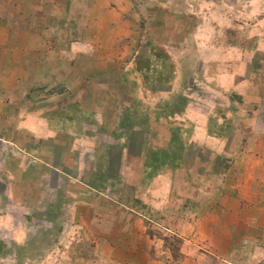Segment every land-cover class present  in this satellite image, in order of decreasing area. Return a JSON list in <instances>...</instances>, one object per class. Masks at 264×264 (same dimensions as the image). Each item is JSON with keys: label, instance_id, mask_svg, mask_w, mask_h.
<instances>
[{"label": "rangeland", "instance_id": "1", "mask_svg": "<svg viewBox=\"0 0 264 264\" xmlns=\"http://www.w3.org/2000/svg\"><path fill=\"white\" fill-rule=\"evenodd\" d=\"M127 2L70 54L0 23V264H264V139L236 152L230 81L264 74V0Z\"/></svg>", "mask_w": 264, "mask_h": 264}, {"label": "crops", "instance_id": "2", "mask_svg": "<svg viewBox=\"0 0 264 264\" xmlns=\"http://www.w3.org/2000/svg\"><path fill=\"white\" fill-rule=\"evenodd\" d=\"M123 2L127 10H125V13H127L125 15L128 17L129 9L126 6L129 1L127 2V0H0V23L2 30H6L7 34L5 35L8 38L19 35L26 42L29 41V38L31 39L34 30L36 32L40 31L43 36L48 37H70V39H73L72 48L69 47L68 51L65 52L70 54L75 53L77 47H79V43L74 38L85 31L87 34L89 31L87 27L89 15L98 14L100 17L106 18V12H111L116 8L122 9V6L114 8L112 4L119 3V5H122ZM121 13L124 14V12ZM123 20L126 21L125 18ZM239 70L230 78V81L234 79L232 85L242 101V106H240L237 114L239 126H236L234 130V141H236L234 147L237 150L236 152L241 154L243 150L260 146L261 142L257 143L258 138L262 137L264 139V130L257 128L261 113L259 111L260 105L264 106V74L250 75L248 73L249 75L243 76L244 68L241 67ZM235 80L237 81L235 82ZM22 126L25 129L28 128L29 135L33 132L42 131L43 128V124H39L37 120L33 124L25 121ZM34 126H37L35 130ZM36 144L34 141L31 144L28 143V148L33 149L37 147L38 144ZM11 147L16 150L11 154L13 157L20 156L21 159L25 158L28 161L32 157L29 151L22 154L17 152L16 146ZM37 148L39 149V147ZM240 149H242L241 152H239ZM245 157L248 156L245 155ZM244 159L241 158V161L248 162V164L252 162L250 157ZM21 162L23 163L24 160ZM21 162L20 160H14V164H11V166L15 168L14 170H20ZM151 203L155 208L162 207L160 204L157 205L155 200Z\"/></svg>", "mask_w": 264, "mask_h": 264}]
</instances>
